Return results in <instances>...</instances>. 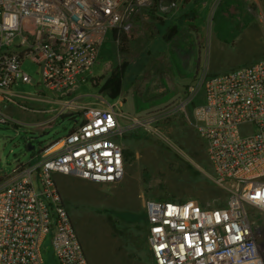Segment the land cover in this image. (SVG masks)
<instances>
[{"label": "built area", "instance_id": "2783aa9c", "mask_svg": "<svg viewBox=\"0 0 264 264\" xmlns=\"http://www.w3.org/2000/svg\"><path fill=\"white\" fill-rule=\"evenodd\" d=\"M151 5L152 0H0V123L17 122L8 111L12 106L55 111L37 126L67 111L82 115L67 134L0 177V264H53L42 258L45 238L54 264H90L55 175L119 182L126 161L119 138L129 125L121 126L123 113L114 102L101 98L105 108L77 109L70 95L96 63L106 31H116L118 42ZM25 58L40 67L39 80L21 69ZM19 81L57 98L32 109L23 101L44 100L41 92L15 91ZM190 104L193 126L206 145L210 179L227 199L223 205L146 199L152 261L144 264H264V56L212 75L204 63L176 110L187 113ZM248 206L262 215V225L249 216Z\"/></svg>", "mask_w": 264, "mask_h": 264}, {"label": "rangeland", "instance_id": "374dc122", "mask_svg": "<svg viewBox=\"0 0 264 264\" xmlns=\"http://www.w3.org/2000/svg\"><path fill=\"white\" fill-rule=\"evenodd\" d=\"M164 5L168 24L177 29L169 44L148 37V24L143 21L141 26L124 32L128 34L127 50L121 51V35L116 42V31L107 30L96 63L70 95L74 96L77 109V104L101 106L98 96L102 95L122 111L121 126L129 125L124 137L119 138L126 160L119 182L101 184L55 175L90 264L152 261L143 216L146 199L194 198L211 205H223L227 199V192L210 179L206 145L192 123L193 104L187 107V113L176 108L186 84L202 71L204 63L207 74L212 75L264 56V3L263 0H167ZM182 57L188 60L187 64ZM123 61L128 65L122 90L117 98L111 99L100 87ZM208 65H213L217 72H212ZM21 69L37 80L41 78L40 67L30 58L22 61ZM13 89L41 92L44 100L23 101L32 109L46 108L51 98H57L47 89L30 83L19 81ZM8 111L17 122L0 123V177L10 173L16 164L28 161L41 147L67 134L82 119L80 113H66L54 122L37 126L55 111L34 112L16 106ZM29 142L34 149L27 150ZM247 211L258 225L263 224L256 209L248 206ZM41 254L45 263H55L48 238L41 245Z\"/></svg>", "mask_w": 264, "mask_h": 264}, {"label": "crops", "instance_id": "0c3cea01", "mask_svg": "<svg viewBox=\"0 0 264 264\" xmlns=\"http://www.w3.org/2000/svg\"><path fill=\"white\" fill-rule=\"evenodd\" d=\"M165 2H167V0H160L159 3L155 6L151 5L149 8L144 9L140 14H137L134 19H133V27L132 29L135 28V26H141V22L146 21L148 24V32L147 34H149L150 38L153 39H162L163 43L165 44H169V42L171 41V39L174 38L177 29L175 28V31L172 32V35L169 37V32L172 26L171 24H168V18L166 13L168 11H166L167 6H165ZM163 8H165V10H162ZM176 27V26H175ZM183 58V57H182ZM182 61L187 64L188 60L186 58H183ZM208 67L210 68V70L212 72H217L216 69L214 68L213 65H208ZM233 69V68H232ZM189 83L186 84V86ZM78 86V84H76V87ZM102 96V95H101ZM100 97V102H102V105L99 106L98 108H105L106 107V103L101 99L102 97ZM107 101V100H106ZM92 106L94 104H77V107L80 109V107H86V106ZM97 107V106H95ZM67 110H65L66 112ZM68 113V111H67ZM77 113V112H76ZM74 113V114H76ZM60 175V173H58ZM62 178H68V179H82L76 176H72V175H63L61 174ZM58 186V183H57ZM60 193L62 195L63 201L66 204V196L64 194V192L60 189V186H58ZM147 244V243H146ZM148 248V246H147ZM149 250V249H148Z\"/></svg>", "mask_w": 264, "mask_h": 264}, {"label": "trees", "instance_id": "16d2710c", "mask_svg": "<svg viewBox=\"0 0 264 264\" xmlns=\"http://www.w3.org/2000/svg\"><path fill=\"white\" fill-rule=\"evenodd\" d=\"M160 0H152V5L156 6L159 3ZM175 26H172L169 32V37L172 35V32L175 31ZM128 35V34H127ZM126 33L121 34V41H120V50H127L126 49V43L128 42V36ZM128 63L126 61H123L121 64H119L117 67H115L110 74L104 79V81L101 84V90L104 91L111 99H115L119 96L122 90L123 85V78L125 74V70ZM143 216L146 219L145 214L143 213ZM147 245V244H146ZM148 249V248H147ZM149 251V250H148Z\"/></svg>", "mask_w": 264, "mask_h": 264}, {"label": "water", "instance_id": "95a60500", "mask_svg": "<svg viewBox=\"0 0 264 264\" xmlns=\"http://www.w3.org/2000/svg\"><path fill=\"white\" fill-rule=\"evenodd\" d=\"M32 149H34V145L31 142H29L27 145V150H32Z\"/></svg>", "mask_w": 264, "mask_h": 264}, {"label": "flooded vegetation", "instance_id": "af4514ba", "mask_svg": "<svg viewBox=\"0 0 264 264\" xmlns=\"http://www.w3.org/2000/svg\"><path fill=\"white\" fill-rule=\"evenodd\" d=\"M124 135H125V134L123 133L122 137H124Z\"/></svg>", "mask_w": 264, "mask_h": 264}]
</instances>
